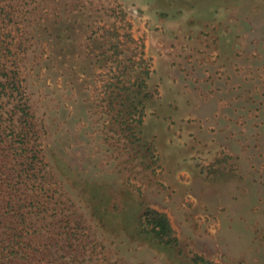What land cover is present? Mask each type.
<instances>
[{"label":"rangeland","instance_id":"1","mask_svg":"<svg viewBox=\"0 0 264 264\" xmlns=\"http://www.w3.org/2000/svg\"><path fill=\"white\" fill-rule=\"evenodd\" d=\"M0 34L1 173L50 202L39 264H264V0H0ZM22 104L45 187L3 174Z\"/></svg>","mask_w":264,"mask_h":264},{"label":"trees","instance_id":"2","mask_svg":"<svg viewBox=\"0 0 264 264\" xmlns=\"http://www.w3.org/2000/svg\"><path fill=\"white\" fill-rule=\"evenodd\" d=\"M3 42L0 34V102L4 98L7 90L16 92L18 96L21 93L20 86L16 81V70L8 71L1 64L2 57L4 55L6 56L5 52L9 53L8 46L3 45ZM122 83L123 82L120 80H117L114 87H119ZM138 87L140 90L146 88L144 81H141ZM128 100L131 102L128 113L132 116L140 111V107H142L140 113H143L145 110L144 104L147 102L148 98L142 97L139 101H136L131 95L128 97ZM19 110L25 120L23 123L24 127L22 128L21 134H19V145L15 147V151L21 152L18 153V155L21 160H23L21 163L22 172H18L17 175L16 170L13 169L12 173L7 174L4 171L3 174L14 178V180H17V178L24 179L27 187H29L28 182L34 183L33 187L36 184L45 187L46 178L44 175L42 176L43 170L38 163V156L36 152L33 151V148L30 147L31 140L34 139L36 135L32 121L30 120L31 115L25 104H22ZM126 124H128V122L122 123V125ZM1 143H5V141ZM29 153L33 155H29ZM20 179L16 185L25 186ZM15 183L12 181L11 186H5L6 182L0 167V264H39L41 255L34 245L35 240L27 233V230L28 225L33 221V217L30 216L31 214L35 213L37 220H45L44 213L47 212L46 207H48V205L45 204L50 202L48 200L36 204L37 201L33 199L34 195L30 194L22 198L18 193L20 189L14 186ZM2 185L4 186V190L2 189ZM142 219V230L152 239L161 242L165 241L167 237L169 238L170 235L168 234L171 233V225L165 215L150 210L143 215ZM205 264L209 263L205 262Z\"/></svg>","mask_w":264,"mask_h":264}]
</instances>
